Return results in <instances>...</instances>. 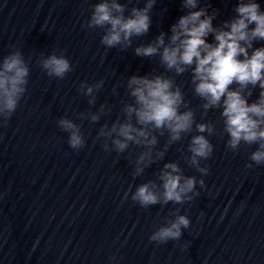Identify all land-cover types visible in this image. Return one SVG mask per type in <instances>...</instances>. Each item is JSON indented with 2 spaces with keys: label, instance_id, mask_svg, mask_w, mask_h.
<instances>
[{
  "label": "clouds",
  "instance_id": "1",
  "mask_svg": "<svg viewBox=\"0 0 264 264\" xmlns=\"http://www.w3.org/2000/svg\"><path fill=\"white\" fill-rule=\"evenodd\" d=\"M200 0H182V7L188 9L171 25V36L165 42L166 33L161 32L152 43L135 48L138 57H160V64L166 71L182 75L188 68L192 70L194 93L204 101L202 108H219L224 132L228 135L227 148L237 151L241 144L257 145L249 157L250 163L264 164V47L253 48L254 41H264V11L256 0H239L234 11L235 17L226 20L219 28L213 26L218 10L209 14L208 6L198 7ZM131 3V0H129ZM156 0H146L144 6L132 7L129 14L127 5L117 0H101L92 5L90 18L85 27L103 29L101 44L106 48L120 47L125 50L132 45L133 37H141L149 32L152 24L151 12ZM198 9V10H197ZM212 43L208 42L209 36ZM249 49H252L251 53ZM48 76L63 79L72 71L69 59L60 52L53 51L40 61ZM29 67L22 53L16 50L3 58L0 65V123L7 124L17 110L21 98L27 90ZM103 82L93 85L81 84V91L91 96L99 90ZM236 85V88L232 86ZM128 94L133 103L124 104L121 109L125 119H117L109 128L102 127L99 137L111 141L103 147L106 151L123 153L130 143L142 146L135 160L134 177L143 174L144 169L154 163L153 149L158 143L156 132L168 134V145L181 140L185 134L195 130L188 145L187 162L202 174L208 169L201 167V160L211 157L213 145L208 136L217 134L212 123L195 120L194 110L184 99L181 88L175 81L163 74L133 75L127 80ZM259 88L258 98L249 103L253 91ZM115 92V89L113 90ZM94 99L89 103H94ZM105 106H101L103 113ZM83 117V113L79 114ZM99 114H91L95 123ZM134 120V122H133ZM59 127L69 134L68 144L74 150L85 146L80 127L72 119L60 118ZM164 151H157L162 159ZM159 184L148 181L139 185L131 199L142 207L169 202L183 204L198 195L194 191L195 176H184L178 163H166L160 171ZM199 184L203 186L204 181ZM127 198V194H126ZM190 220L185 215H176L166 226L159 227L150 236V241L165 243L182 236Z\"/></svg>",
  "mask_w": 264,
  "mask_h": 264
}]
</instances>
